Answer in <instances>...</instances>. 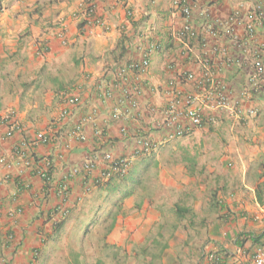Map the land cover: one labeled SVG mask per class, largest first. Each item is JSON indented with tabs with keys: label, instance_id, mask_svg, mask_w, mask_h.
<instances>
[{
	"label": "crops",
	"instance_id": "1",
	"mask_svg": "<svg viewBox=\"0 0 264 264\" xmlns=\"http://www.w3.org/2000/svg\"><path fill=\"white\" fill-rule=\"evenodd\" d=\"M91 5L99 26L85 25ZM256 5L261 6L263 18L254 40L236 29L234 39L242 44L224 38L213 42L216 53L208 50L213 69L232 96L247 86L254 51H260L264 60V0L191 3L190 23L197 32L208 24L224 32L232 27L226 23L229 16L245 18ZM184 23L172 0H126V6L117 0H0V112L15 110L23 128L10 139H1L0 151L11 163L14 148L30 141L35 133H50L55 141L27 150L36 168L45 160L51 163L50 184H44L34 170L0 167V264H51L54 253L50 245L61 234L56 235L51 224L54 210H66L65 224L67 217L81 216L86 209L105 211L117 202L109 233L103 237L105 245L147 259L149 240L160 236L155 228L163 226V208L157 198L137 193L138 175L133 176V169L150 161L152 151L134 160L121 181L110 178L101 187L93 186L91 179L103 168L99 165L91 174L80 172L68 183L65 195L58 186L93 155H129L137 136L165 142V133L158 127L160 112L153 115L150 110L163 108L172 100L171 80L181 92L192 91L193 84L181 81L179 73L199 74L205 57L198 40L185 48L177 39ZM62 28L67 45L57 37ZM43 47L47 51L37 54ZM221 47L238 63L225 64ZM143 55L149 61L147 70L140 76L127 74L130 83L141 87L138 107L126 109L114 121L111 112L117 100L102 98L100 88L110 87L120 67L140 61ZM72 89L80 104L70 108L67 119L56 125L65 107L62 94ZM253 99V117L241 122L220 120L200 129L211 136L197 142L208 154L202 162L205 167L200 166L198 172L187 167V243L191 236L198 238L199 254L215 256L221 259L219 264H247L254 251L264 247V77ZM92 110L96 116L83 126L84 140L68 139L67 132ZM121 128L127 130V136L120 134ZM96 129L102 131V138L95 134ZM63 143L68 144L67 149ZM10 212L15 213L10 216ZM165 246L162 256L173 255V244L168 241Z\"/></svg>",
	"mask_w": 264,
	"mask_h": 264
},
{
	"label": "built area",
	"instance_id": "2",
	"mask_svg": "<svg viewBox=\"0 0 264 264\" xmlns=\"http://www.w3.org/2000/svg\"><path fill=\"white\" fill-rule=\"evenodd\" d=\"M194 0H172L173 6L180 12L185 23L183 27L178 31L176 37L187 48L188 44L192 40H198L203 55L201 71L199 74L194 72L182 71L179 73V79L183 82H191L193 89L190 92H181L176 88V81L171 80L168 82L170 94L172 100L166 104L163 108L151 109V114L160 112L161 121L158 127L161 128L164 133L165 141H172L177 138H181L185 135L192 134L195 130H200L206 124H213L215 122L230 121L241 122L253 117L256 113V107L253 97L256 91L259 90L261 80L264 77V60L261 52L255 50L252 62L248 66L250 72L247 77V86L239 90L234 96L228 90V85L218 74L216 69H213L211 64V56L208 54V50L211 53H216L217 46L214 45V41L228 38L234 39L236 36V29H241L246 38L254 40L257 26L261 24L263 13L261 6L256 5L255 8L245 17H238L237 15H231L227 19V24L230 28L221 32L215 28L212 24H208L206 28H203L202 32H197L190 23L192 16L191 3ZM121 5L126 6V0H117ZM206 15V14H205ZM86 26H99L100 21L93 16V6L91 5L86 11ZM240 27V28H238ZM64 28L57 32V37L61 40L62 45H67L68 40L64 37ZM234 44H242L239 40L234 39ZM40 49V48H39ZM220 54L224 59L225 64L228 66L231 63H238V59L229 58L228 51L225 47L220 48ZM232 57V56H231ZM149 66V61L146 55H143L140 61L130 62L124 67H120L117 71L116 78L108 88L101 89V97L105 100H117L115 107L111 112V119L119 121L123 114L126 113V109H135L138 107V98L141 95V87L137 83H130L127 77L128 73H132L133 76H140L144 73ZM118 93V96H116ZM63 95V102L65 107L59 114L56 125L60 121L67 119L69 109L79 105V96L77 91L68 92L67 97ZM96 116V111L92 110L88 117H84L78 122L72 130H69L66 134L68 139L75 141H83V126L87 121L91 122ZM18 114L12 109H7L0 112V141L1 139H10L15 134L21 133L23 128L18 121ZM95 134L102 138L103 134L100 129L95 130ZM122 136H127V130L125 128L120 129ZM54 138L50 133L40 131L34 134L33 138L28 142H21L13 151V160L9 163L7 157L0 151V167L10 169L11 167H20L24 169L34 170L36 176L44 183H52V166L48 160L42 163L40 168H36L33 159L30 157L27 151L31 147L36 145H49L54 143ZM65 148H68V144L63 143ZM156 144L144 136H137L134 138V147L127 156L114 157L110 154L93 155L87 158L79 167L74 168L64 178L59 187V190L63 195L68 192V183L76 178L80 172L85 174H91L99 166L102 165V169L97 178L91 179L93 186H101L108 182L111 177L123 178L129 172L134 160L139 157L149 154ZM90 179V176H89ZM20 212V210H16ZM15 212H10L12 216ZM67 212L62 207H58L51 213V224L59 223L65 218ZM210 262L217 263L219 259L215 256H209ZM247 264H264V247L257 248L250 261Z\"/></svg>",
	"mask_w": 264,
	"mask_h": 264
},
{
	"label": "rangeland",
	"instance_id": "3",
	"mask_svg": "<svg viewBox=\"0 0 264 264\" xmlns=\"http://www.w3.org/2000/svg\"><path fill=\"white\" fill-rule=\"evenodd\" d=\"M8 100L10 101L9 98ZM204 137L211 136L198 130L195 134L165 141L162 144L156 142V147L150 153V161L146 159L144 163L136 165L133 169V176L138 175L137 193L157 198L163 208L161 210L163 226L155 228V232L160 236L156 241L149 240L147 260L159 255L157 264L210 262L208 253L205 256L199 254L201 243L198 242V238L195 240L193 239L195 237L191 236L187 243V215L179 220L174 213L175 205L187 208V167L198 172L200 166H204L202 162L208 157L197 143L199 138ZM122 179L124 178L118 180ZM121 186L126 188L127 185ZM114 201L116 202V198ZM117 204L118 202L105 211L100 209L94 212L86 209L81 216L76 215L69 220L67 217V223L60 230L61 234L50 245V250L54 253L51 264H75V259L79 264H94L97 261L102 264L114 262L141 264L142 258H134L131 251L127 253L125 250L105 245L103 237L109 233L108 229L116 213ZM168 241L173 244L170 251H173L174 258L171 254L163 257L162 252L159 253L160 247L166 245ZM211 263L219 264V262Z\"/></svg>",
	"mask_w": 264,
	"mask_h": 264
},
{
	"label": "trees",
	"instance_id": "4",
	"mask_svg": "<svg viewBox=\"0 0 264 264\" xmlns=\"http://www.w3.org/2000/svg\"><path fill=\"white\" fill-rule=\"evenodd\" d=\"M47 51V48L45 47H43L42 49H38L37 50V54H39V55H41V54H43V53H45ZM114 81V80H113ZM23 87H26V84L25 85H23ZM75 90L74 89H72L70 92H74ZM67 93L68 92H66V93H64V96H68L67 95ZM62 98H63V95H62ZM79 104H80V98H79ZM10 109H12V108H10ZM13 110V109H12ZM13 111H15V110H13ZM15 113L17 114V112L15 111ZM89 116V115H88ZM88 116H86V117H88ZM85 117V118H86ZM84 118V117H83ZM189 135H191V134H189ZM186 136H188V135H186ZM121 179V178H118V177H111V179ZM138 184V181H137V183H135V186ZM125 195H127L126 193L123 195V197H125ZM174 213H175V215H176V217H178V218H183V217H185V215H187V208H185V207H182V208H179L178 206L176 207V209H175V211H174ZM64 225V222H63V220L60 222V223H56V224H52V226H53V229H54V231L56 232V235H58V233L60 232V230L62 229V226ZM151 241H153V240H151ZM156 241V240H155ZM166 248V246L165 245H163L162 247H160V251H159V253H161L164 249ZM146 252V251H145ZM219 259V258H218ZM159 260V255H157V256H155L154 258H150V259H146V258H144V259H142V264H157V261ZM220 260V259H219ZM218 262H220V261H218ZM75 264H79L78 263V260L77 259H75ZM94 264H102L100 261H97V262H95ZM112 264H121V263H119V262H114V263H112Z\"/></svg>",
	"mask_w": 264,
	"mask_h": 264
},
{
	"label": "clouds",
	"instance_id": "5",
	"mask_svg": "<svg viewBox=\"0 0 264 264\" xmlns=\"http://www.w3.org/2000/svg\"><path fill=\"white\" fill-rule=\"evenodd\" d=\"M77 94H78V93H77ZM78 96H79V95H78ZM155 144H156V143H155ZM153 150H154V149H153ZM153 150H152V151H153ZM131 168H132V167H131ZM129 172H130V170H129ZM129 172H128V173H129ZM127 175H128V174H127ZM127 175H126V176H127ZM124 177H125V176H124ZM124 177H123V178H124ZM101 186H102V185H101ZM101 186H98V187H101ZM61 221H62V220H61ZM61 221H60V222H61ZM60 222H59V223H60Z\"/></svg>",
	"mask_w": 264,
	"mask_h": 264
}]
</instances>
